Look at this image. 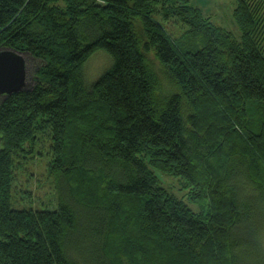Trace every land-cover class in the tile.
Returning <instances> with one entry per match:
<instances>
[{
	"label": "trees",
	"instance_id": "trees-1",
	"mask_svg": "<svg viewBox=\"0 0 264 264\" xmlns=\"http://www.w3.org/2000/svg\"><path fill=\"white\" fill-rule=\"evenodd\" d=\"M189 2L0 0L31 79L0 96V264H264V0L240 40ZM47 150L44 207H13Z\"/></svg>",
	"mask_w": 264,
	"mask_h": 264
},
{
	"label": "rangeland",
	"instance_id": "rangeland-1",
	"mask_svg": "<svg viewBox=\"0 0 264 264\" xmlns=\"http://www.w3.org/2000/svg\"><path fill=\"white\" fill-rule=\"evenodd\" d=\"M193 6H198L202 12L203 15L209 16L211 18V21L214 22L216 25L222 26L226 31H230L232 36L240 40L241 39V30L239 25H237V22L234 17V10L236 8L235 0H190L189 2ZM166 27L169 29V31L175 36L179 35L183 29L180 27L179 24L174 22H167ZM110 56L107 52L104 50L97 51L86 63V74H88L89 79L91 78L92 81L96 80L99 76H101V73L106 70L110 63L109 59ZM111 61V60H110ZM29 64V62H28ZM30 67V66H29ZM28 80L26 81V84H31V79L29 77L28 73ZM94 79V80H93ZM89 81V80H88ZM2 143L0 141V149L2 148ZM43 149H39V152ZM42 152L37 155V157H40L42 155ZM50 157L49 152L47 150V154L40 157L36 161V163L30 164L27 170L19 172V174L23 177V184L17 186L13 185V191H12V205L16 208H30L31 206L34 208L42 209L44 206L38 201V200H44L45 197H47V193L51 192V185L46 184L44 188H41L39 190V187L36 185L37 177L40 180H47V174L46 172V166L49 164ZM18 174V175H19ZM169 179H168V178ZM165 176L163 179L166 180V186L169 187V190H172L173 192L177 193V195H180L181 192L187 191V189H179L182 186V183L180 184L179 179L175 178L173 176ZM50 179V178H49ZM48 181H46L47 183ZM178 183L177 186H174V184ZM28 192H32L31 195H35V198L28 195ZM30 197V198H29ZM38 200H37V199ZM190 206V202H188Z\"/></svg>",
	"mask_w": 264,
	"mask_h": 264
},
{
	"label": "water",
	"instance_id": "water-1",
	"mask_svg": "<svg viewBox=\"0 0 264 264\" xmlns=\"http://www.w3.org/2000/svg\"><path fill=\"white\" fill-rule=\"evenodd\" d=\"M27 58L16 50H0V96L27 89Z\"/></svg>",
	"mask_w": 264,
	"mask_h": 264
}]
</instances>
